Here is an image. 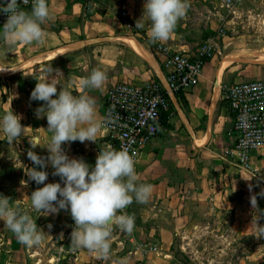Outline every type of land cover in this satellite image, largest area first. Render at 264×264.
Masks as SVG:
<instances>
[{
    "label": "crops",
    "instance_id": "1",
    "mask_svg": "<svg viewBox=\"0 0 264 264\" xmlns=\"http://www.w3.org/2000/svg\"><path fill=\"white\" fill-rule=\"evenodd\" d=\"M145 3L146 0H48L52 19L42 25L47 33L43 45L17 44L9 49L0 29V69H19L0 71V118L12 110L22 117L20 122L25 127L24 134L12 144L0 132V155L3 156L0 166H8L9 170L2 177L7 181L9 192L16 194L10 204L45 216L38 228L44 229L49 240L60 241L59 254L74 255L75 264H143L139 260L145 256L147 264H153L152 253L168 249L175 233L194 214L212 212L217 216L223 211L241 222L264 256V236L257 238L256 229L251 226L257 217L258 225L264 226V195H261L264 192V148L252 152L250 168L246 170L221 155L233 137V119L221 85L229 76L227 66L238 60L239 54H225L220 67L214 59L208 60L197 85L185 93L169 94L170 111L163 114L158 134L143 147L135 164L137 183L151 184L152 196L147 203L134 200L126 208V214L135 218L131 233L113 226L107 259H97L95 252L83 248H73L71 238H66L68 229L59 230L60 214H65L66 210L46 215L31 208L32 192L44 184L30 180L26 174L28 169L47 171L45 184L59 182L64 186L61 178L52 174L55 170L50 163L41 169L28 157L31 150L47 158L46 146L53 136L47 129L46 116L37 118L36 115V109L44 102L30 98L37 82L45 78L46 67L51 65L60 71L48 76L49 82L57 84V92L66 88L73 95L86 94L94 98L100 120L104 93L112 83L143 84L159 80L166 84L161 57L153 50L156 41L148 35L150 21L144 15ZM196 22V18H190L186 12L171 38L162 43L192 53L196 29L191 25ZM137 23L142 27H136ZM208 28L213 30L211 25ZM95 68L107 74L103 89L82 88L80 80ZM219 68H225V72L218 73ZM247 69L237 75L247 74ZM257 74L264 77V69ZM105 135L102 128L96 142L75 141L63 144L62 148L69 158L83 159L94 166ZM30 142L37 146L33 148ZM253 195L258 210L251 205ZM58 230L57 236L53 231Z\"/></svg>",
    "mask_w": 264,
    "mask_h": 264
},
{
    "label": "clouds",
    "instance_id": "2",
    "mask_svg": "<svg viewBox=\"0 0 264 264\" xmlns=\"http://www.w3.org/2000/svg\"><path fill=\"white\" fill-rule=\"evenodd\" d=\"M19 0H4L0 11L7 14L2 34L6 46L11 49L17 44L43 45L47 36L42 27L52 19L48 0H32L31 12L19 8ZM189 7L188 0H146L144 15L150 21L149 37L153 41H168L179 20L182 19ZM136 27H142L136 24ZM19 69H0V71H16ZM59 69L48 66L44 69L45 78L38 81L31 93L32 100L43 101L44 104L36 109L37 118L46 116L47 129L53 132L48 146L47 158L29 151L28 157L41 169L50 163L54 168L52 173L59 176L61 183H47L48 173L28 169L26 174L36 184L43 187L33 191L31 208L46 215L58 214L60 210H69L75 227L71 233V245L74 249L83 248L97 254V259H107L111 248L113 226L121 231L131 233L135 226V218L126 214V208L135 202L147 203L153 193L151 184L137 183L135 171L136 160L127 148L120 150L111 147L100 151L94 166L83 159L69 158L62 145L79 141L96 142L102 131L104 122L98 118L94 98L73 93L62 88L57 92V84L49 82L48 76ZM107 81L105 71L95 68L88 77L80 80L82 88L102 90ZM56 98H53V97ZM43 113V115H42ZM22 117L12 110L0 118V132L12 144L24 134L25 127L21 124ZM31 144V142H30ZM32 147L37 145L31 144ZM91 168V170H90ZM22 182V181H21ZM25 182V181H24ZM264 195V192L261 193ZM253 209L258 210L256 196L250 199ZM0 220L10 230L16 239L26 247H38L46 234L38 228L36 220L28 212H22L19 205L13 207L9 197L0 195ZM258 217L252 221L257 238L264 236V226L257 223ZM49 224L48 228L51 229Z\"/></svg>",
    "mask_w": 264,
    "mask_h": 264
},
{
    "label": "rangeland",
    "instance_id": "3",
    "mask_svg": "<svg viewBox=\"0 0 264 264\" xmlns=\"http://www.w3.org/2000/svg\"><path fill=\"white\" fill-rule=\"evenodd\" d=\"M188 3L187 14L197 20L191 25L196 29L193 52L205 41H214L220 54L211 59L215 60L217 67H220L225 54H239L240 58L227 66L229 76L222 85L237 77L236 80L259 76L257 72L264 69V0H188ZM210 25L213 30L208 28ZM245 68H248L247 74L241 72L237 75ZM220 72L223 74L225 68H219ZM7 171L8 166H0V195L9 197L12 203L16 194L9 192L7 181L2 177ZM20 210L28 212L37 226L41 225L40 220L45 219V216L22 207ZM60 216L62 223L59 230L68 229L72 220L70 209ZM59 230L53 233L58 236ZM247 231L228 211L217 216L212 212L194 214L175 233L168 249L152 253L155 258L153 264H264L263 250L255 247ZM60 246V241L47 237L38 247H26L0 220V264H75L74 255L59 254ZM147 260L145 256L140 258L139 263L147 264Z\"/></svg>",
    "mask_w": 264,
    "mask_h": 264
},
{
    "label": "built area",
    "instance_id": "4",
    "mask_svg": "<svg viewBox=\"0 0 264 264\" xmlns=\"http://www.w3.org/2000/svg\"><path fill=\"white\" fill-rule=\"evenodd\" d=\"M19 8L30 12L32 0H19ZM4 0H0V5ZM7 14L0 11V29ZM130 27V24H126ZM154 54L161 57L165 85L159 80L143 84L131 81L112 83L104 93L101 120L106 135L102 151L127 148L137 161L141 150L158 134L163 114L170 111L169 94L185 93L199 82L205 63L220 54L212 40L205 41L193 53L156 41ZM153 55V53H152ZM223 97L233 119V134L221 155L243 169L250 168L253 151L264 148V77L234 80L222 85ZM72 219L66 232L71 238Z\"/></svg>",
    "mask_w": 264,
    "mask_h": 264
},
{
    "label": "bare ground",
    "instance_id": "5",
    "mask_svg": "<svg viewBox=\"0 0 264 264\" xmlns=\"http://www.w3.org/2000/svg\"><path fill=\"white\" fill-rule=\"evenodd\" d=\"M238 57V59L240 58L239 56H237Z\"/></svg>",
    "mask_w": 264,
    "mask_h": 264
}]
</instances>
